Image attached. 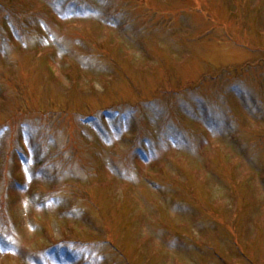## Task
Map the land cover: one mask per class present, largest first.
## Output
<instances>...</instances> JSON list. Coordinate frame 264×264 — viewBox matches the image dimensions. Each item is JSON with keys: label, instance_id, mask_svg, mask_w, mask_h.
<instances>
[{"label": "rangeland", "instance_id": "374dc122", "mask_svg": "<svg viewBox=\"0 0 264 264\" xmlns=\"http://www.w3.org/2000/svg\"><path fill=\"white\" fill-rule=\"evenodd\" d=\"M0 264H264V0H0Z\"/></svg>", "mask_w": 264, "mask_h": 264}, {"label": "trees", "instance_id": "16d2710c", "mask_svg": "<svg viewBox=\"0 0 264 264\" xmlns=\"http://www.w3.org/2000/svg\"><path fill=\"white\" fill-rule=\"evenodd\" d=\"M87 12L89 13L90 11L87 10ZM120 14H121V13L118 12V13H117V17H115V19L117 18V21H118V24H119V25L122 24V20H120V18H119V15H120ZM88 15H90V13H89ZM199 113H200V112H199ZM199 113H198V115H199ZM125 115H126V114H125ZM198 115H197V116H198ZM22 154H23V153H22ZM22 154H21V155H22ZM18 188H19V187H18Z\"/></svg>", "mask_w": 264, "mask_h": 264}]
</instances>
